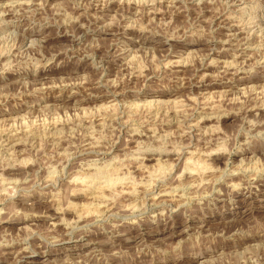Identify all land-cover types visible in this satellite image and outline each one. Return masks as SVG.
I'll return each instance as SVG.
<instances>
[{
    "label": "clouds",
    "instance_id": "obj_1",
    "mask_svg": "<svg viewBox=\"0 0 264 264\" xmlns=\"http://www.w3.org/2000/svg\"><path fill=\"white\" fill-rule=\"evenodd\" d=\"M0 264H264V0H0Z\"/></svg>",
    "mask_w": 264,
    "mask_h": 264
}]
</instances>
